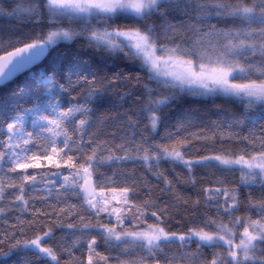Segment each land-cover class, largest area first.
Masks as SVG:
<instances>
[{"label": "trees", "instance_id": "16d2710c", "mask_svg": "<svg viewBox=\"0 0 264 264\" xmlns=\"http://www.w3.org/2000/svg\"><path fill=\"white\" fill-rule=\"evenodd\" d=\"M166 2L174 3L175 0ZM21 3L22 0H0V45L4 48L0 56L15 50V47H8L10 43L23 47L27 43L42 40L57 27L71 28L77 35L71 40H58L50 46V53L41 65L0 88V150H4L2 141L7 139V123L13 122L17 116L23 117L24 130L33 133L35 143L27 145L29 149L38 151L47 147L53 139L57 142V154L53 161H43L40 168L28 169L29 173L38 174L37 181L41 180L40 173L47 172L49 176L44 178L45 181L51 179L56 183L26 184L27 210L18 202L9 209L12 203L9 194L17 190L5 188L6 198L0 201V207L5 208V214L0 215V239L4 240V244L0 245V264H50L47 258L32 255L36 252L35 248L22 246L24 241L36 234V229L42 234L46 230L43 227L45 223L56 237L50 246L56 249L61 261L69 264H81V261L87 264L83 240L78 248L71 249L74 253L71 260L67 253L60 250L65 241L71 246L76 236L80 235L81 225L107 224L117 232L121 231L117 220L112 218L111 207H103L110 209L109 214L102 211L96 215V210L84 201L82 189L78 190V195H69L60 187L63 175L76 170L71 164L78 166L86 161L93 149L97 150V159L108 154L124 155L125 151L120 145L129 149V159L111 160L92 170L97 193L109 195L128 189L127 202L132 210L129 215L127 210H121L119 216L124 229L129 232L145 231L149 225L163 227L165 232L177 234L201 229L214 232L219 224L234 226L237 218L242 224L249 217L260 219L258 210L250 208L249 204L264 199V185L259 182L260 178L255 182H245L242 172L247 170L228 168L217 161L211 162L214 167L196 165L191 171L182 163L171 160H150L148 164L152 167H149L137 157L142 155L138 149H148L149 153H154L164 147L171 151L173 146L186 159L192 160L206 155H230L236 158L240 154L259 152L260 143L264 141V106L257 104L249 107L246 100L242 99L221 95L201 97L178 88H167L165 85L168 83L156 78L142 60L127 50L113 52L89 42L91 29L103 30L101 25L105 22L92 17H74L72 20L65 17L51 23L47 9L42 4L37 16L21 11ZM105 26H110V30L139 27L143 31L151 28L158 49L163 45L169 48L180 45L191 52H205L212 58L224 43L223 38L216 33L239 28L241 21L191 10L185 15L174 8H161L146 20L119 17L114 22L108 21ZM193 59L195 67L196 61ZM248 59L258 61L260 58L251 56ZM149 90L152 100L169 97L167 103L153 105L158 117L155 129L145 113L150 98ZM81 104L87 111L77 113L76 119L64 125L71 136V152L67 148L61 151L64 136H53V132L61 130L53 127V132L42 131L50 126L40 117L47 116L55 120L60 110ZM80 118L87 120L83 130L79 128ZM77 141L79 143H75ZM174 141L181 143L174 144ZM65 153L73 156L68 167H65ZM245 158L248 159V156L245 155ZM56 163L60 164L59 168L55 166ZM52 172L61 175L52 176ZM18 175L19 170L8 173L5 165L0 169V183L6 184L8 177ZM32 188L36 190L32 191ZM216 189L220 191L216 192ZM233 197L236 204L234 208ZM124 200L125 195L121 206ZM226 207L232 208L231 214L224 211ZM151 212H156V216L153 217ZM209 220L215 221V224H208ZM61 221L74 223L76 227H57ZM83 231L96 236L95 247L101 256L108 257L107 264H132L142 256L146 257L145 264H150L153 259L146 256L145 249L130 247L125 251L123 247L125 242H139L128 238L117 241L113 238L105 243L97 235L101 229L92 227ZM17 240L22 242L21 246L9 250L10 245ZM197 244L202 243L193 237V242L187 247L179 248L174 244L165 252L174 264H210L216 256H219L217 264H220V260L229 259L225 249L219 245H202L198 249ZM262 251L264 242L258 244L255 252L258 262L250 264H264ZM3 252L8 254L3 255ZM185 253L195 256V259L186 258ZM93 264L106 262L97 258ZM161 264H165L163 259Z\"/></svg>", "mask_w": 264, "mask_h": 264}, {"label": "snow or ice", "instance_id": "6c2138e0", "mask_svg": "<svg viewBox=\"0 0 264 264\" xmlns=\"http://www.w3.org/2000/svg\"><path fill=\"white\" fill-rule=\"evenodd\" d=\"M41 4L47 9L51 23H55L65 17L68 20H72L79 14H87L88 17L105 22V24L101 25L103 30L91 29V34L88 37L89 42H94L93 46L95 47L103 46L113 52H124L127 50L132 56L142 60L148 66L149 71L154 72L156 75H159L158 70L161 67V62L169 66V61L175 60L181 65H187L186 70L181 73H164L165 75H170L173 81L176 82L166 84L167 88H175L178 84H188L189 86L196 84L211 93L236 96L246 100L249 107L257 104L264 106V0H235L234 3L232 0H175L174 3L166 2V0H22L20 10L28 11L30 14L38 16ZM161 8H174L185 15L191 10L194 13H208L222 18H232L233 20H240L241 26L228 31L219 30L216 33L223 38L224 43L217 50L215 60L205 52H191L180 45L171 48L163 45L158 49L157 41L154 38V30L151 28L143 31L139 27L111 28L110 30V26H105L108 21L114 22L119 17L146 20L154 13L159 12ZM75 35L77 33L71 28L63 29L57 27L50 30L42 40L27 43L23 47H16L10 43L8 47H15V51L9 52L7 62L0 64V80H7L14 74L27 69L45 54L47 48L58 40H71ZM3 50V46L0 45V51ZM158 51L159 55H157ZM185 56L189 58L185 60ZM251 56H258L260 59L258 61L249 60L248 58ZM193 58L196 61L195 67H193ZM242 60L243 63H241ZM170 66L175 67L176 64ZM210 85L214 86L210 87ZM61 88L65 90L63 86ZM149 97L145 113L148 115L152 128L155 129L158 124V117L155 115L156 109L153 105L165 104L169 97H164L158 101L152 100L151 90H149ZM86 111L85 106L81 104L70 106L66 110H60L58 118L55 120L49 119L47 116H41L40 120L50 126L43 128L42 131L53 132V127L60 129V132H53V136L56 137L62 134L64 141L61 151L67 148L71 152L69 148L71 136L67 133L64 125L67 121L76 119L77 113ZM22 120V116H17L13 122L7 123V139L2 141L4 150H0V169L7 165L8 173H16L19 170L20 175L8 177L6 184L0 183V201L6 198V187L14 188L17 191L9 194L12 202L9 205V209L18 202L23 204L25 210H27L29 204L28 199H26V192H28V189L25 188L26 184L34 186L37 183H56V181L51 179L45 181L44 178L49 176L47 172L40 173L41 180L37 181L38 174L29 173L28 169L40 168L43 161H53L54 156L57 154V142L56 139H53L47 147H43L38 151L29 149L27 145L35 143V140L32 132L24 130ZM86 123V119L80 118L79 128L83 130ZM173 143L180 144L181 142L174 141ZM21 145H24V147H21ZM120 148L125 151L124 155L115 156L108 154L107 156H101L99 159H97V150L93 149L91 155L87 156L86 161L81 162L78 166L75 163L71 164V167L76 170L68 175H63V183L60 184V187L65 189V192L69 195H78V190L86 188L90 183L92 170L100 164L111 160H127L130 158L127 155L129 149L124 145H120ZM16 149H19V151H16ZM138 151L142 152V155L137 158L142 159L149 167H152V165L148 164L150 160L157 162L160 160L177 161L182 163L189 171L196 165L214 167L215 165L211 163L212 161H217L225 166L240 165L248 170L247 172H242V178L245 182H255L257 177H260L259 182L264 185V141L260 143L259 152L240 154L236 158H232L230 155H206L200 159H186L185 155L174 146L171 151H169L168 147H164L161 151L154 153H149L148 149H138ZM245 155L248 156V159L245 158ZM65 156V167H68L69 162L73 160V156L69 153H65ZM55 166L59 168L60 164L56 163ZM51 175L59 176L61 174L52 172ZM158 178H160V175H158ZM35 190V188H32V191ZM127 191L128 189L125 188V194ZM219 191V189H216V192ZM88 195H91V192ZM225 196H227L226 193ZM208 198L212 199L211 196ZM83 199L91 208L96 210V215L104 211L94 199H88L87 196L83 197ZM232 199V208H234L236 207L235 197ZM125 202L127 203L126 195ZM72 207L75 208V205ZM249 207H254L258 210L260 219L253 220L249 217L243 224L240 219L237 218L235 220L234 226L243 227L239 243L234 242L236 233L233 229L224 224L217 225L214 232L201 229L200 231L192 230L188 234H177L175 232H165L163 227H154L152 225H149L148 230L145 231L129 232L124 229L123 220L117 215V223L121 228L120 232H117L114 227L107 224L92 225L86 223L80 226V235L76 236L71 246L69 247L65 241L61 244L60 250L62 253H67L69 260H71L74 257L71 249L78 248L83 240V243L86 244L87 264H93L94 258H99V260H103L107 264L108 257L101 256L95 247L97 244L96 236L83 231L85 228L96 227L101 229L97 235L105 243H108L113 238L120 241L126 237H131L133 242H139L134 244L125 242L123 247L125 251L130 247L145 249L146 256L153 257L150 264H161V259L164 260L165 264H174L173 259L169 258L165 249L173 247L174 244L179 248L187 247L190 242H193V237H197L202 242V244H197L198 249L202 245L212 247L219 245L223 247L229 259L220 260V264H245V262L250 264L258 247L255 242H264V199L259 203L250 202ZM232 208L226 207L224 211L231 214ZM4 214L5 208L0 207V215ZM151 215L155 217L156 212H151ZM80 219L83 220V216ZM207 223L215 224V221L209 220ZM43 227L46 230L42 234H40L39 229H36V234L32 238L24 241L23 244L19 240L15 241V243L10 245L9 250L20 247L22 244L26 248H35L36 252L32 255L38 258H47L50 264H69V262L61 261L56 249L50 246L56 240L51 227L47 223ZM57 227L72 229L76 225L61 221L57 224ZM3 244L4 240L0 239V245ZM81 251L83 252L84 249H81ZM2 254L7 255L8 253L3 252ZM261 255H264V251L261 252ZM184 256L189 259H195V256L188 253H185ZM145 259L146 257L142 256L137 261L132 262V264H145ZM218 259L219 256L214 257L210 264H217ZM81 264H83V261H81Z\"/></svg>", "mask_w": 264, "mask_h": 264}, {"label": "rangeland", "instance_id": "374dc122", "mask_svg": "<svg viewBox=\"0 0 264 264\" xmlns=\"http://www.w3.org/2000/svg\"><path fill=\"white\" fill-rule=\"evenodd\" d=\"M75 17L83 18V17H88V16H87V14H79V15H77ZM159 54L160 53L158 51L157 55H159ZM215 58H216V54H213L212 59L215 60ZM187 59H185V60H187ZM172 64H176V66L175 67H171L170 65H172ZM186 68H187V65H181V64L177 63L175 60H173V61H169V66H166V65L163 64V62H161V67L158 70L159 71V75H156L154 72H152V73L159 80L170 84V83H176V82L173 81V79H172V77L170 75H165L164 73H166V72L181 73V72L185 71ZM211 86H214V85H210V87ZM175 88H178V89H180L182 91H187V92L193 93V94H195L197 96H201V97H209V96L221 95V96H225V97H233V98L241 99V98L236 97V96H228V95H224V94L211 93V92H208L206 89L197 86L196 84H192L191 86H189L188 84H182V85L178 84V86L175 87ZM225 167H228V168H240V169L247 170L246 168H242L240 165H232V166H225ZM257 178H260V177H257ZM82 192H83L84 197L87 196L88 199H94L99 207H101V208L107 207V206H108V208L111 207V211L113 212L112 213V218L114 220H117V215H119L121 210H123V212L125 210H127V214L128 215H129V211L132 210V208L130 207L128 202L126 203L125 200H124V202H123V204L121 206L122 199L124 198V195H126V196L128 195V192L126 194H125V192H112V194H109V195L104 194V193H97L95 191V189H94L92 176L90 178V183L86 186V188L82 189ZM89 192H91V195H88ZM121 194H124V195H121ZM108 208H104L103 212H106V214H107L108 211L110 210ZM228 227L232 228L233 231L236 233V237L234 239V242L235 243H239V238L242 236V233H243V227H240V226H228ZM250 231H251V229H250ZM126 238L132 240L131 237H126ZM195 238L198 240L197 237H195ZM261 242L262 241H256L255 243L258 245ZM96 259L97 258H94L93 262H95ZM251 262H258V259L256 258V256L253 258V260ZM247 263H249V262H245V264H247Z\"/></svg>", "mask_w": 264, "mask_h": 264}, {"label": "water", "instance_id": "95a60500", "mask_svg": "<svg viewBox=\"0 0 264 264\" xmlns=\"http://www.w3.org/2000/svg\"><path fill=\"white\" fill-rule=\"evenodd\" d=\"M49 53H50V47L45 50V54L39 60L34 62L32 65H30L27 69L22 70L21 72H19L17 74H14L12 77L8 78L7 80H0V88L4 87L8 83L12 82L14 79L18 78L19 76L31 71L33 68L41 65L47 59ZM7 56H8V53L0 56V64H4L7 62Z\"/></svg>", "mask_w": 264, "mask_h": 264}]
</instances>
